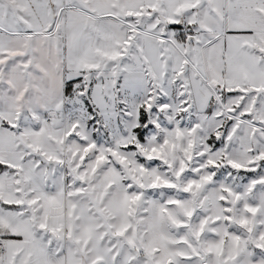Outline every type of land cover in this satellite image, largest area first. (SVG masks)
<instances>
[{"label": "snow or ice", "instance_id": "1", "mask_svg": "<svg viewBox=\"0 0 264 264\" xmlns=\"http://www.w3.org/2000/svg\"><path fill=\"white\" fill-rule=\"evenodd\" d=\"M0 264H264V0H0Z\"/></svg>", "mask_w": 264, "mask_h": 264}]
</instances>
